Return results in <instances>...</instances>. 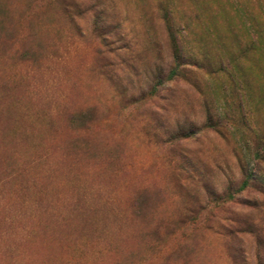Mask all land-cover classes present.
Segmentation results:
<instances>
[{
    "label": "rangeland",
    "instance_id": "rangeland-1",
    "mask_svg": "<svg viewBox=\"0 0 264 264\" xmlns=\"http://www.w3.org/2000/svg\"><path fill=\"white\" fill-rule=\"evenodd\" d=\"M0 264H264V0H0Z\"/></svg>",
    "mask_w": 264,
    "mask_h": 264
},
{
    "label": "trees",
    "instance_id": "trees-1",
    "mask_svg": "<svg viewBox=\"0 0 264 264\" xmlns=\"http://www.w3.org/2000/svg\"><path fill=\"white\" fill-rule=\"evenodd\" d=\"M177 54H178V53H177ZM174 74H176V73H175V70L173 69V70H171V72H169L168 78H172V77L174 76ZM246 184H247V182L244 181V182L242 183V185H241V188H244V187L246 186Z\"/></svg>",
    "mask_w": 264,
    "mask_h": 264
}]
</instances>
